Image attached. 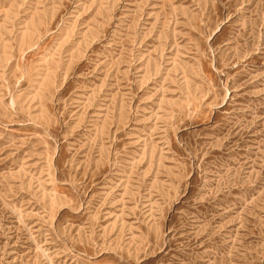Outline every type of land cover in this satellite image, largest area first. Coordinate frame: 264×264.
Returning a JSON list of instances; mask_svg holds the SVG:
<instances>
[{
	"label": "rangeland",
	"instance_id": "rangeland-1",
	"mask_svg": "<svg viewBox=\"0 0 264 264\" xmlns=\"http://www.w3.org/2000/svg\"><path fill=\"white\" fill-rule=\"evenodd\" d=\"M0 264H264V0H0Z\"/></svg>",
	"mask_w": 264,
	"mask_h": 264
}]
</instances>
